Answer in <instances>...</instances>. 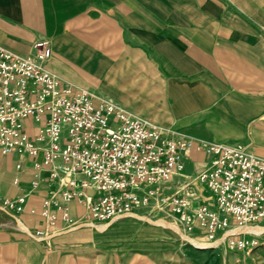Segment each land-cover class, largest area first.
Masks as SVG:
<instances>
[{"label": "crops", "instance_id": "crops-1", "mask_svg": "<svg viewBox=\"0 0 264 264\" xmlns=\"http://www.w3.org/2000/svg\"><path fill=\"white\" fill-rule=\"evenodd\" d=\"M39 36L51 40L47 68L66 81L189 136L264 157V146L244 132L263 110L264 0H0V45L25 55ZM0 161L1 193L27 197L18 217L34 232L42 199L57 183L43 171L33 188L30 159L18 170L16 156ZM185 169L192 172L190 159ZM80 210L71 201L70 214ZM100 223L108 225L54 235L69 233L60 246H92L116 264H155L179 251L178 235L165 226L131 217ZM28 235L0 212V264H40L41 248Z\"/></svg>", "mask_w": 264, "mask_h": 264}, {"label": "built area", "instance_id": "built-area-1", "mask_svg": "<svg viewBox=\"0 0 264 264\" xmlns=\"http://www.w3.org/2000/svg\"><path fill=\"white\" fill-rule=\"evenodd\" d=\"M51 55L46 36L25 55L0 45V152L18 158L17 170L30 159L33 188L43 171L57 183L42 199L41 223L30 236L131 217L209 248L243 254L264 248V230L252 229L264 225L263 156L137 115L53 73L46 66ZM26 200L0 190V212L18 224ZM73 200L81 207L76 217Z\"/></svg>", "mask_w": 264, "mask_h": 264}, {"label": "rangeland", "instance_id": "rangeland-1", "mask_svg": "<svg viewBox=\"0 0 264 264\" xmlns=\"http://www.w3.org/2000/svg\"><path fill=\"white\" fill-rule=\"evenodd\" d=\"M261 96L263 97L264 95ZM260 105L263 106L262 113L252 117L244 125L245 136L255 147L264 146V98H261ZM1 157L2 154L0 152V158ZM0 163L2 162L0 161ZM5 167L6 165L0 166V175L3 171L5 172ZM187 170H190L188 166ZM205 193L209 194V191ZM18 225L27 233H32L21 220L18 221ZM97 225H101V223L94 222L92 224L94 228H96ZM103 225L106 228L108 224ZM67 234L54 236L42 234L45 236L43 238H41L40 235H36L38 239L28 235L29 238L35 239L41 248L40 264H116L115 261H113L114 256L110 254H100V251H98L100 249H95L92 246L83 247L81 246L82 244L60 246V240H63ZM183 237L186 240L178 238V241L181 242L178 253L174 251L169 255L161 256L155 264H264L263 247H257L249 254H243L242 252L226 251L221 248H209L207 244H204L201 240L196 241L185 235H183ZM248 237H250V235ZM191 242L202 243L203 246L198 247ZM66 258L70 260L68 263L63 261ZM80 258H85L83 263L79 261ZM146 264H148V261Z\"/></svg>", "mask_w": 264, "mask_h": 264}, {"label": "bare ground", "instance_id": "bare-ground-1", "mask_svg": "<svg viewBox=\"0 0 264 264\" xmlns=\"http://www.w3.org/2000/svg\"><path fill=\"white\" fill-rule=\"evenodd\" d=\"M104 224H105V223H104ZM97 229H98V230H104V229H105V226H104L103 224H101V225H97ZM252 229H253V230H257V231L264 230V225H258V226L253 227ZM185 236L190 237V238H192V239H194V240H196V241H200L199 239L194 238V237L191 236V235L185 234ZM202 242H203L204 244H207L205 241H202ZM191 243H192V244H195V246H198V247H202V246H203L202 243H197V242H195V243L191 242Z\"/></svg>", "mask_w": 264, "mask_h": 264}]
</instances>
